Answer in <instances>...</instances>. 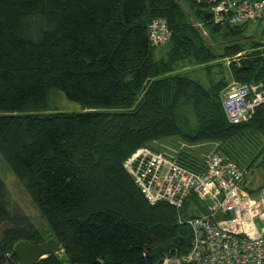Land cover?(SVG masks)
Returning a JSON list of instances; mask_svg holds the SVG:
<instances>
[{
  "label": "trees",
  "instance_id": "obj_1",
  "mask_svg": "<svg viewBox=\"0 0 264 264\" xmlns=\"http://www.w3.org/2000/svg\"><path fill=\"white\" fill-rule=\"evenodd\" d=\"M152 20L165 22V45L150 44ZM245 30L215 25L197 0H0V155L61 246L35 264H155L188 251L179 213L149 205L125 167L139 149L161 152L155 142L213 143L247 173L264 169V105L232 125L221 104L230 82L264 81V39ZM57 93L79 111H61ZM192 152L177 162L199 172ZM246 179L247 193L264 188ZM19 241L44 240L0 179V255Z\"/></svg>",
  "mask_w": 264,
  "mask_h": 264
},
{
  "label": "built area",
  "instance_id": "obj_2",
  "mask_svg": "<svg viewBox=\"0 0 264 264\" xmlns=\"http://www.w3.org/2000/svg\"><path fill=\"white\" fill-rule=\"evenodd\" d=\"M209 6L215 25L255 23L264 29V0H197ZM195 27L202 29L200 24ZM152 46L169 41L163 20H152L147 28ZM228 123H246L264 105V81L256 85L229 84L221 96ZM209 147L203 153L199 172L181 167L177 157L194 147ZM216 144H181L166 154L139 149L126 162V170L149 205L164 202L178 214V224L190 232L188 251H171L155 264H264V191L253 195L243 190L247 170L216 151ZM257 196V197H256ZM192 199L194 200L192 202ZM193 204L183 219L180 211ZM201 209V211H199ZM0 264H19L12 252L0 255Z\"/></svg>",
  "mask_w": 264,
  "mask_h": 264
},
{
  "label": "rangeland",
  "instance_id": "obj_3",
  "mask_svg": "<svg viewBox=\"0 0 264 264\" xmlns=\"http://www.w3.org/2000/svg\"><path fill=\"white\" fill-rule=\"evenodd\" d=\"M245 35H246V37H252L253 40H255V41H259V40L264 39L263 28L261 26H259L258 24H255V23L246 24ZM202 36L208 45H210L211 47H213L215 49L218 48L217 44L219 42H221L220 38H218L215 41V38L214 39L210 38V36L208 35V32L206 34L205 31H203ZM167 51H168V47L166 46V47H162L161 49H159L158 53L164 54ZM221 62H222V64H224V66H228L230 60L225 59V60H222ZM187 70H194V69L193 68L184 69L183 71L185 72ZM225 76L228 80L229 79L228 75H225ZM200 77L203 78L204 76L202 74H200ZM230 81L231 80L229 79V82ZM231 83H234V82H230L229 84H231ZM235 84H237V83H235ZM228 86L226 87V89L228 88ZM53 98L56 100V103L59 106H64L63 108H61V111H65V112L79 111L78 105L67 101L64 98V96L60 93H57V95H55ZM55 100H54V102L51 103L52 106L55 103ZM187 116L189 117V114H187ZM181 144H185L182 141V139L179 137H174V138H169V139H166L164 141L157 142V143L155 142L152 145L154 147H157L160 151H162L166 154H169V153H173V151H175V150H178ZM186 145L189 146L188 144H186ZM189 147H191V146H189ZM192 150H193V152H192L193 154L190 153V155H196L200 159V157L202 155H204L203 153H206L207 151H209V147L208 146H206L205 148L204 147H200V148L194 147V148H192ZM194 151H200V152H199V154H197ZM0 179L5 184L7 190L10 194L11 202L14 204V206H17L26 215V217H28V219L31 221V223L36 227V229L41 234V237L44 240L43 242L49 240L48 239V236H49L48 227L46 226L44 220L41 218L38 211L32 205V203H31L30 199L28 198V196L26 195L24 189L18 183V181L16 180L13 173L8 168L7 164L5 163V161L1 155H0ZM263 184H264V169H254L247 174V179H246V183H245V186L247 188L254 190V189L261 187ZM260 191L261 192L264 191V188L260 189L256 193L252 194L253 197H255V194H258ZM257 196H259V194ZM192 207H194L192 203L183 207V209L180 211V215L183 219L188 218L187 214L190 212V209H192ZM59 252L61 253V251H59ZM64 264H66V263H64Z\"/></svg>",
  "mask_w": 264,
  "mask_h": 264
},
{
  "label": "water",
  "instance_id": "obj_4",
  "mask_svg": "<svg viewBox=\"0 0 264 264\" xmlns=\"http://www.w3.org/2000/svg\"><path fill=\"white\" fill-rule=\"evenodd\" d=\"M206 18H209V16ZM59 251H61V246L54 239H49L36 245L26 241H19L12 248V253L19 264H35L47 256L58 254Z\"/></svg>",
  "mask_w": 264,
  "mask_h": 264
}]
</instances>
